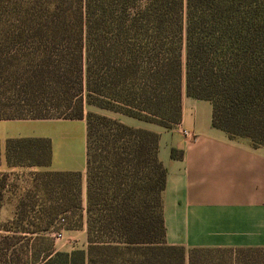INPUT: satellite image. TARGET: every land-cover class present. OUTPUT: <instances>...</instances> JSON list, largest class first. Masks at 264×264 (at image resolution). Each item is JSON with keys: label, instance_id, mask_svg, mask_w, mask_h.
Masks as SVG:
<instances>
[{"label": "trees", "instance_id": "trees-1", "mask_svg": "<svg viewBox=\"0 0 264 264\" xmlns=\"http://www.w3.org/2000/svg\"><path fill=\"white\" fill-rule=\"evenodd\" d=\"M183 92L264 146V0H0V120L83 119L86 156L84 205L78 171L35 172L22 191L0 172V210L14 198L0 264H212L221 249L166 242L158 134L110 115L171 129ZM5 156L48 165L49 140L7 139ZM83 225L85 248H56Z\"/></svg>", "mask_w": 264, "mask_h": 264}, {"label": "crops", "instance_id": "crops-1", "mask_svg": "<svg viewBox=\"0 0 264 264\" xmlns=\"http://www.w3.org/2000/svg\"><path fill=\"white\" fill-rule=\"evenodd\" d=\"M211 113L209 101L183 92L181 119L171 129L110 115L158 134V158L166 170L162 206L167 244L185 249L264 248V146L230 138L211 125ZM74 129L84 130V135L76 136ZM14 138L48 139L49 164H7L6 141ZM172 149L180 157H172ZM85 157L83 119L0 120V172L19 181H29L39 171H78L84 205ZM60 232L64 241L55 245L58 250L85 248L84 225Z\"/></svg>", "mask_w": 264, "mask_h": 264}, {"label": "rangeland", "instance_id": "rangeland-1", "mask_svg": "<svg viewBox=\"0 0 264 264\" xmlns=\"http://www.w3.org/2000/svg\"><path fill=\"white\" fill-rule=\"evenodd\" d=\"M130 120L132 118H127ZM73 132L76 136L84 135V130L74 129ZM76 145H79V142H76ZM4 183V191H22V187L27 186L29 181H19L15 176L10 175ZM9 195L5 196L2 202V208L0 210V219L5 220L12 215L14 208V198ZM62 232L64 230H61ZM64 239H55V245L57 243L63 242ZM214 258V259H213ZM208 261H211L212 264H264V250L252 251V250H235V249H221L216 252H212L207 255ZM238 262V263H237ZM206 263V262H205ZM209 263V262H208Z\"/></svg>", "mask_w": 264, "mask_h": 264}, {"label": "built area", "instance_id": "built-area-1", "mask_svg": "<svg viewBox=\"0 0 264 264\" xmlns=\"http://www.w3.org/2000/svg\"><path fill=\"white\" fill-rule=\"evenodd\" d=\"M183 133H184L185 135H191V133H189V132H187V131H183ZM56 238H57V239L61 238V232H58V233L56 234Z\"/></svg>", "mask_w": 264, "mask_h": 264}]
</instances>
